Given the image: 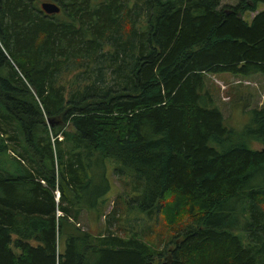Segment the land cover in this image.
<instances>
[{"label": "trees", "instance_id": "1", "mask_svg": "<svg viewBox=\"0 0 264 264\" xmlns=\"http://www.w3.org/2000/svg\"><path fill=\"white\" fill-rule=\"evenodd\" d=\"M259 5L0 0V264H264V107L236 133L203 81L264 76ZM106 163L138 182L129 211L188 219L165 255L77 226Z\"/></svg>", "mask_w": 264, "mask_h": 264}, {"label": "rangeland", "instance_id": "2", "mask_svg": "<svg viewBox=\"0 0 264 264\" xmlns=\"http://www.w3.org/2000/svg\"><path fill=\"white\" fill-rule=\"evenodd\" d=\"M236 3L237 0H219V8L235 6ZM259 7L264 8V5H259ZM253 14L246 12L241 15V18L248 23ZM70 77V74L63 76L65 81H69ZM203 81L214 105L228 121L226 122L228 126H226L236 133L242 132L250 122V114L247 112L245 115L244 113L247 109L264 107V76L256 75L246 79L228 73H205ZM244 102L247 106L241 108ZM249 148L259 149L260 146L251 143ZM106 166L109 190L101 198L102 203L98 205L96 211L83 207L77 216V226L94 236L110 233L123 240L135 239L152 252L160 253L161 256L165 255L175 242L181 240V238H176L177 231L188 223V219H183L177 225L168 226L161 214L145 218L143 213L136 211L135 214L129 211L128 202L138 182L127 172L121 173L118 169H113L116 168L113 163H106ZM91 170H94V167L91 166ZM54 198L59 204L60 201L56 194ZM87 201L88 194L85 192L79 203L86 204ZM164 202L169 203L170 198H165ZM164 205L167 206V204ZM59 215L60 213L57 212L56 216ZM156 256L154 254V257ZM159 262L165 263L163 259Z\"/></svg>", "mask_w": 264, "mask_h": 264}, {"label": "water", "instance_id": "3", "mask_svg": "<svg viewBox=\"0 0 264 264\" xmlns=\"http://www.w3.org/2000/svg\"><path fill=\"white\" fill-rule=\"evenodd\" d=\"M59 10V6L54 2H42L40 4V11L45 15H55Z\"/></svg>", "mask_w": 264, "mask_h": 264}, {"label": "crops", "instance_id": "4", "mask_svg": "<svg viewBox=\"0 0 264 264\" xmlns=\"http://www.w3.org/2000/svg\"><path fill=\"white\" fill-rule=\"evenodd\" d=\"M257 9H261V7L257 8Z\"/></svg>", "mask_w": 264, "mask_h": 264}, {"label": "bare ground", "instance_id": "5", "mask_svg": "<svg viewBox=\"0 0 264 264\" xmlns=\"http://www.w3.org/2000/svg\"><path fill=\"white\" fill-rule=\"evenodd\" d=\"M58 196V195H57Z\"/></svg>", "mask_w": 264, "mask_h": 264}]
</instances>
